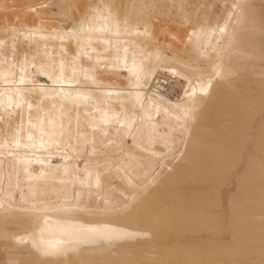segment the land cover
Segmentation results:
<instances>
[{
  "label": "bare ground",
  "instance_id": "obj_1",
  "mask_svg": "<svg viewBox=\"0 0 264 264\" xmlns=\"http://www.w3.org/2000/svg\"><path fill=\"white\" fill-rule=\"evenodd\" d=\"M19 2L0 264H264V0Z\"/></svg>",
  "mask_w": 264,
  "mask_h": 264
},
{
  "label": "rangeland",
  "instance_id": "obj_2",
  "mask_svg": "<svg viewBox=\"0 0 264 264\" xmlns=\"http://www.w3.org/2000/svg\"><path fill=\"white\" fill-rule=\"evenodd\" d=\"M20 1H22V2H19V3H23V0H20ZM157 18H159V19H156V20H155V26H156L158 29H160L162 26L165 25V23L162 22V20H163L162 17H157ZM166 24H167V22H166ZM159 34H160V33H159ZM160 36H162V35H160ZM162 38L164 39V41H166L168 37H167V36H165V37L163 36ZM24 153H25V152H24ZM24 153H23V154H24ZM21 154H22V153H21ZM21 157H24V156L22 155ZM18 160H21V161H22V159H20V158H19ZM15 162H16V163H14V161H13V164H14V165H17V163H18L19 161L16 160ZM19 163H20V162H19ZM11 164H12V163L10 162L9 165H11ZM13 164H12L11 168H14V167H13V166H14ZM18 166L20 167V165H18ZM18 166H16V167H18ZM16 167H15V168H16ZM19 167H18V169H21V168H22V167H21V168H19ZM9 169H10V168H9ZM9 169H8V170H9ZM25 170H26V169H25ZM2 171H3V170H2ZM18 171H19V170H17V168H16V173H17V174L19 173ZM22 171H23V168H22ZM4 172H5V170L3 171V174H4ZM11 172H15V170L12 171V169H10L9 171H7V174L9 173L8 175H10ZM20 172H21V170H20ZM21 173L23 174V172H21ZM0 174H2V172H1ZM22 174H21V175H22ZM4 175H5V174H4ZM8 175H7V176H8ZM21 175H20V176H21ZM20 176H19V177H20ZM22 176H24V178L28 177V175H26V174H25V175L23 174ZM22 176H21V177H22ZM39 176H40V175H39ZM3 178H4V179H5V178L7 179L6 176L3 177V175H1L0 180L3 179ZM4 179H3V180H4ZM9 179H10V178H9ZM9 179H7V181H8ZM36 179H39V177L37 176ZM10 180L13 181L12 179H10ZM10 180H9V181H10Z\"/></svg>",
  "mask_w": 264,
  "mask_h": 264
}]
</instances>
